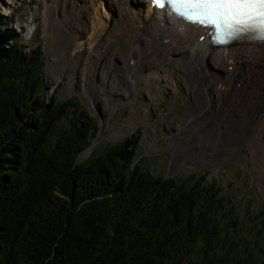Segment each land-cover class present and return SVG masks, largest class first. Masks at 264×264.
Wrapping results in <instances>:
<instances>
[{
	"label": "trees",
	"instance_id": "trees-1",
	"mask_svg": "<svg viewBox=\"0 0 264 264\" xmlns=\"http://www.w3.org/2000/svg\"><path fill=\"white\" fill-rule=\"evenodd\" d=\"M8 22L0 9V264H219L227 200L204 175L134 169L130 139L78 162L95 121L47 101L40 52L11 44Z\"/></svg>",
	"mask_w": 264,
	"mask_h": 264
},
{
	"label": "rangeland",
	"instance_id": "rangeland-1",
	"mask_svg": "<svg viewBox=\"0 0 264 264\" xmlns=\"http://www.w3.org/2000/svg\"><path fill=\"white\" fill-rule=\"evenodd\" d=\"M63 1L67 4L61 8L66 4L74 13L65 32L55 40L48 31L54 28L48 17V0H14L11 9L20 22L14 24L15 29L22 32L30 47L47 45V49L40 48L47 100L52 102L53 96V101L60 102L73 97L99 124L105 121L94 153L101 154L125 137L140 133L136 161L141 167L177 176L210 171L209 180L218 179L237 216L235 222L227 219L230 233L222 246L230 254L221 256L220 263L264 264L260 251L264 232L256 216L264 208V114L256 119L221 117L216 104L206 105L204 110L197 99L201 91L195 94L191 89L184 62L166 71L170 56L156 58L157 50L146 49L140 57V48L114 34L120 22L117 11L97 44L96 58H91L90 49L73 55L74 39L86 35L92 5L87 0ZM9 2L0 0V7L4 9ZM133 50L136 60L131 57ZM176 51L171 54L180 52ZM155 67L161 69L158 74L142 75ZM109 73L111 78L107 77ZM33 78L38 81L41 76L34 73ZM120 81H125L126 88H115ZM106 83L111 85L108 91ZM69 121L66 118L61 125L68 126ZM218 132L221 136L216 135Z\"/></svg>",
	"mask_w": 264,
	"mask_h": 264
},
{
	"label": "bare ground",
	"instance_id": "bare-ground-1",
	"mask_svg": "<svg viewBox=\"0 0 264 264\" xmlns=\"http://www.w3.org/2000/svg\"><path fill=\"white\" fill-rule=\"evenodd\" d=\"M13 2L14 0H10L9 5L4 7L12 25L7 33L8 39L11 40L14 27L11 15V9L15 5ZM87 2L92 5V19L88 22L84 39H74L73 55L80 50L90 49L91 58H96V54L99 53L97 44L113 22L117 11L120 22L114 34L120 35L128 45L140 48L137 53L140 57L147 51L146 49L153 52L157 50L154 53L156 58L170 56L169 62L165 64L166 71L174 70L176 64L184 62L190 73L187 79L191 89L195 94L198 90L201 91L200 94L197 93L199 95L197 99L204 105V110L206 105L216 104L221 117L256 119L264 114L262 108L264 41L244 40L227 45L217 44L214 40V29L209 24L202 21L193 23L173 10H168L167 7H158L153 0H87ZM48 3L47 8L50 10L48 17L54 27L52 30L48 28V31L55 40L65 32L64 27L69 26L74 11L68 8L66 1L63 0H48ZM64 3L65 6L61 8ZM112 7L115 8L112 10ZM106 44L110 45V42L107 40ZM107 45L103 48L105 49ZM176 50L180 52L176 55L171 54L177 52ZM134 53L135 50L132 51L131 57L136 60ZM160 71V68L155 67L149 71L145 70L142 75L151 77ZM135 76L136 74L133 75ZM107 77L111 78V74L109 73ZM120 86L126 88L125 81H120L115 88ZM110 87L111 85L106 83L107 91ZM254 109L256 111L253 115L251 113ZM54 128L57 130L56 125ZM59 130H64L63 126ZM216 135L221 136L220 132ZM235 140L232 138L231 141L236 142Z\"/></svg>",
	"mask_w": 264,
	"mask_h": 264
},
{
	"label": "snow or ice",
	"instance_id": "snow-or-ice-1",
	"mask_svg": "<svg viewBox=\"0 0 264 264\" xmlns=\"http://www.w3.org/2000/svg\"><path fill=\"white\" fill-rule=\"evenodd\" d=\"M164 2L165 0H154V3L158 6H163ZM167 3L172 7L173 11L178 12L180 15H184L186 19L190 17L185 15L184 12H180V8L186 10L201 9L204 15L215 16V11L219 9L230 12L233 8L242 10V7L245 6H259L257 14L264 16V0H167ZM191 22L197 23L198 21L192 19ZM228 34L232 35L233 33L230 32ZM260 37L264 38V29L260 30ZM217 39L220 40V42H224L219 34Z\"/></svg>",
	"mask_w": 264,
	"mask_h": 264
}]
</instances>
